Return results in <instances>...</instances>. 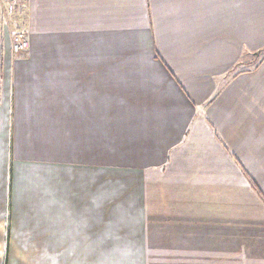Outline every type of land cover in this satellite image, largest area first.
Here are the masks:
<instances>
[{
	"label": "crops",
	"instance_id": "obj_1",
	"mask_svg": "<svg viewBox=\"0 0 264 264\" xmlns=\"http://www.w3.org/2000/svg\"><path fill=\"white\" fill-rule=\"evenodd\" d=\"M13 2L0 264H264V0Z\"/></svg>",
	"mask_w": 264,
	"mask_h": 264
},
{
	"label": "trees",
	"instance_id": "obj_2",
	"mask_svg": "<svg viewBox=\"0 0 264 264\" xmlns=\"http://www.w3.org/2000/svg\"><path fill=\"white\" fill-rule=\"evenodd\" d=\"M256 56H257V58H258V60L256 61V63H251V64H249V67H247V66H238L237 68H235L234 70H233V72H232V75L233 76H236V75H238V74H240V73H242V72H244V71H246V70H250V69H252V68H254V67H256V66H258L262 61H264V48L263 49H261V50H259L257 53H256ZM244 173L246 174V176L249 178V180H250V183H251V185H252V187L254 188V190L258 193V195L261 197V199L263 200V202H264V192L261 190V188L256 184V182L255 181H253L249 176H248V174L244 171Z\"/></svg>",
	"mask_w": 264,
	"mask_h": 264
},
{
	"label": "built area",
	"instance_id": "obj_3",
	"mask_svg": "<svg viewBox=\"0 0 264 264\" xmlns=\"http://www.w3.org/2000/svg\"><path fill=\"white\" fill-rule=\"evenodd\" d=\"M5 5L6 9L10 12L14 10L13 0H1ZM14 50L16 55H23L27 52L29 47L28 39L24 36L18 35L14 37Z\"/></svg>",
	"mask_w": 264,
	"mask_h": 264
},
{
	"label": "rangeland",
	"instance_id": "obj_4",
	"mask_svg": "<svg viewBox=\"0 0 264 264\" xmlns=\"http://www.w3.org/2000/svg\"><path fill=\"white\" fill-rule=\"evenodd\" d=\"M2 4H3V3H2ZM3 6H4V11L7 12V13H9L8 10L6 9V7H5L4 4H3ZM13 6H14V10H13V11H14V13H16V12H17L16 9L18 8V6H17L15 3L13 4ZM257 60H258V58H257L256 53H255V54L253 55V59H252L250 62H246V63H244V64H245V65L248 64V63L251 64V63H253V62L256 63ZM249 64H248L247 67H249ZM240 66H241V65H240ZM159 187H161V186H159Z\"/></svg>",
	"mask_w": 264,
	"mask_h": 264
}]
</instances>
